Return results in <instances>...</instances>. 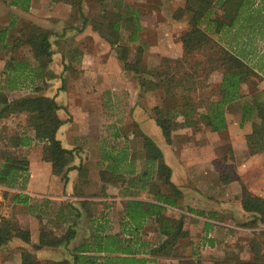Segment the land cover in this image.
I'll list each match as a JSON object with an SVG mask.
<instances>
[{"label":"trees","instance_id":"1","mask_svg":"<svg viewBox=\"0 0 264 264\" xmlns=\"http://www.w3.org/2000/svg\"><path fill=\"white\" fill-rule=\"evenodd\" d=\"M1 1L5 4L8 2L10 5L21 6L24 9H27L29 5V0ZM22 1L25 2L24 5L21 4ZM64 1L70 3L77 10L81 16L82 25L88 22V18L82 10L83 0ZM255 1L184 0V6L177 10L179 14L185 13L188 18L187 29L177 36L182 54L175 59L162 57L160 63L151 68L144 62L142 45L136 46L130 54L127 41L119 27L121 16L118 12H110L112 17L106 23L94 26L101 35L113 36L109 42L111 45H117L118 60L124 70L134 74L141 91L148 89L160 91L161 103L154 105L151 111L153 119L161 128L168 143L171 141V132L175 128L201 129V126L197 125L199 122L212 132L224 131L226 129L225 107L245 96L241 92V85L248 83L257 86L256 80L261 79L260 75L240 54L224 45L226 42L225 28L232 26L246 12L250 13V9L254 10L257 7H253ZM121 2L122 0L119 3ZM124 19L131 23L137 22L134 21L135 16L127 15ZM137 31L136 27L130 32L129 41L137 39ZM6 32L5 29L0 30V42L5 41ZM22 35L18 40L29 46L31 55L16 63L11 60L6 63L7 71H9L4 80L6 90L18 89L21 80L25 82L28 79V71L36 69L35 74H38L51 61L50 33L47 30L36 25L26 24L22 29ZM30 61H33L37 68L35 66L30 69L28 66ZM26 70L27 74H24L23 72ZM212 71H217L220 74V80L213 85L216 88L217 96L216 99L212 98L208 102H202L201 96L204 93L203 88L206 86L205 80ZM2 87H0V119L9 114H23L33 131V136L23 133L15 135L13 147L29 146L32 142L40 141L43 143V159L50 162L53 174L59 176L64 184L68 182V172L72 169H77L80 178L84 176L86 169L82 165H71L74 150L63 148L56 138L57 129L63 121L57 116L58 105L55 100L37 94L8 99V93ZM248 95L249 98L243 100L241 105V118L242 121L251 120V131L244 136V142L248 154L252 155L264 151V89L253 88ZM177 116L182 117L181 122L174 121ZM141 137L147 163L156 168V175L160 182L171 189V192H162L155 185L156 188L152 190L154 201L127 199L124 202L126 228L124 227L123 231L128 235L126 238L122 232H105L106 223L99 222L93 226L89 237L70 247L72 240L77 236V231L73 226L75 222L68 224L66 231L60 235L40 228L38 243L31 245V249L22 250L19 264H40L34 251L45 246L55 248L63 246L69 256V258L49 261L48 264H159L147 255L160 254L165 249L174 250L177 247L178 241L184 238L188 232L184 229L183 219L176 220L167 216L165 211L168 205H175L177 199L181 197V192L170 180L171 169L164 163L159 147L150 137L143 134ZM28 165V159L15 151L5 156L0 162V185L17 189L16 191H3V199L12 204L29 205L30 197L22 192L29 177ZM113 167L100 170L103 183L115 184L118 182V178L120 179ZM145 175L148 176V179H152L149 172L142 173L139 181L143 182L144 188L145 181L142 178H145ZM154 183L157 184L155 181ZM239 203L250 216L246 226L251 227L255 223L264 225L263 197L242 191ZM66 205L72 208L71 204ZM190 211H195L197 215L207 218L213 216V213L200 210L190 209ZM59 213L65 216L64 211L59 210ZM147 217L153 218L157 224V230L162 236L161 241L152 247L149 243L140 240L137 234ZM203 225L206 232L213 226L207 221H204ZM30 235V231L23 229L14 217H5L0 214V248L7 245L13 238H19L24 243H29ZM208 241L213 243L211 238H208ZM254 249L253 247L250 250L251 257L238 258L233 264H264V256Z\"/></svg>","mask_w":264,"mask_h":264},{"label":"rangeland","instance_id":"2","mask_svg":"<svg viewBox=\"0 0 264 264\" xmlns=\"http://www.w3.org/2000/svg\"><path fill=\"white\" fill-rule=\"evenodd\" d=\"M120 1L121 0H83L82 10L86 14L88 22L82 25V19L77 10L64 0H29L31 4L30 9L28 6L26 11L21 10V6L5 5L0 0V30L5 29L7 31L4 35L5 41L0 42V87L3 86L2 88L6 90V82L4 80L9 73V71H7L6 63L9 60L16 63L18 60H24L25 57L28 58L30 57L29 55H31L29 46L22 44L18 40L23 36L22 29H24L26 24L36 25L43 30H47L50 33V39L54 38L59 42L58 44L56 43L55 48L60 49L63 47L64 49L66 44L64 41L66 39L69 40V45H78L80 41L86 39V34L90 32V27L100 23H106L108 19L112 17L110 12L113 11L118 12L121 16L120 29L124 34V39L127 41L128 46L134 44V42L129 41V34L136 27L138 28L137 36L139 35L140 38L146 40L147 43L152 42V44H156L155 46H157V48L150 47L152 51L151 49H149V51H144L143 58L149 68L158 65L162 58L159 54L162 51L161 45L165 41L168 42L169 46H173V44L175 45V41L172 40L173 33L183 30L185 25V20H171V17L164 13V11L168 9L171 12L174 11L176 7L182 4L183 0H122V2L119 3ZM123 1L128 2L133 6L138 11V16L141 15V19L139 16V19L137 18L138 21L135 23L126 21L124 17L132 13L133 9H130L131 12H129L127 9L129 5H126L125 7L122 6V4H124ZM24 3L25 2L23 1L21 2L22 5H24ZM260 8L261 6H257L254 10L253 8L250 9L251 15L259 13ZM103 16H106V18H103ZM80 26H82V29L87 26L82 33L77 32V29H80ZM103 28L105 27L103 26ZM65 29L66 31H64ZM62 32L65 36L62 35ZM92 34L97 36L96 32H92ZM105 37L110 40L113 39L112 35ZM4 45L5 47H3ZM86 47H88V45H86ZM129 49L131 52L130 54H132L133 48L129 47ZM172 53H174L173 49ZM177 53L178 51L176 54ZM49 64L45 67L47 70V77H49L51 72L57 73L59 68H61L58 57H56V60L52 59V62ZM28 66L30 69H33L36 64L33 61H30ZM35 70L30 72L29 75L31 76H29L25 82L20 79L21 84L18 85V89L6 90L8 93V99L37 94L35 87L38 85L40 79L35 77ZM127 76H131L130 78L135 81V77L134 75L132 76L131 73ZM47 77L45 78V81L43 80L44 82L40 80V92H44L47 86H51V84L53 85L52 87L55 92L57 80H55L53 84L54 79L49 80ZM260 78L259 81L256 80L258 82L257 86L243 83L241 85V92L245 96L238 101H233L232 103L234 105L228 108V105L225 107V117L230 123V132L236 131L242 133L246 128L250 127L251 120L243 122L242 124L237 123V121L241 115L242 102L249 98L248 94L251 93V90L253 88L264 89L263 78L261 76ZM219 80L220 74L217 71H212L209 77L205 80L206 86L203 88L204 93L201 96L202 102H208L212 98L216 99L217 92L213 85L217 84ZM69 81V85H71L75 80L70 79ZM92 86L97 89V82L92 83ZM139 92L141 93L138 96V100L143 102L148 109H151L154 104H157L159 90L154 89V92H151L150 89L141 91L138 85V93ZM110 97L111 100L112 97H114L115 100L120 98V96L118 97V95L114 93H111ZM59 98L60 96L57 97V99ZM95 98V96L91 95H82L78 99V102H82L83 106H86L85 110L87 111L92 110V108L97 110L99 102ZM121 99L125 98L121 95ZM158 102L161 103V101ZM25 117L26 116L23 114H9L0 119L1 162L5 156L15 150L13 148L15 142L14 136L17 135L18 132L27 135L33 133L30 125L27 124ZM92 125L95 127V123ZM225 130L222 132H215L211 136L207 133V130H205L202 134H199L202 135V139L200 138L198 141L193 137L192 140H188L181 144L174 141L175 146L180 147L178 150L180 156H184L187 160L184 164L185 170L189 167V172L191 173V167V170L195 173L199 172L203 175V172H205L203 175L204 177L192 174L189 175V179L193 181L190 182V184L194 182L197 184L206 182L204 185H209L210 188H214L215 184L226 185V190H224V192L227 193L226 197L229 201L234 200L239 202L242 191H246L253 195L260 193L263 196L264 151L256 153L259 154L257 156H253L255 154L249 155L246 145L243 144L242 146L235 142L234 138L237 136H231L228 133H225ZM125 136L126 137L123 138L119 137L118 140L110 139L106 144L105 141L97 142L94 138H91L85 128L73 138L71 143H61L62 146L66 148L75 146L77 147V150L82 149V152L78 151L80 154L78 158L81 157L82 160L87 159L90 154L97 152L99 147L110 153L116 152L115 154H118L119 150L122 148L128 149V153H130L131 147H133L134 149H132V151L136 152L134 153L136 154L135 157L138 156L135 160L136 168L139 174L142 175V172L147 165L143 164L144 151L141 147V139L138 137L137 140L131 141L130 136ZM203 137L205 139H203ZM19 150H22V152L20 151V154H24L25 156L31 153L28 162L29 164L30 161L33 163V169L37 167V164H41V161L39 160H41L40 154L42 153V146H40L39 143L37 144L36 141L32 142V144L26 148ZM100 152L103 153L102 151ZM209 158H212L214 161L218 172H215V170H209V167H212L213 164L208 160ZM114 159H116V157H114ZM166 160L173 167L169 159L167 158ZM80 161H77V163ZM190 162H194L193 165H190ZM103 163L104 160L102 159L97 158L92 160V163L89 166L88 171L86 170L84 176L80 178L78 175L75 176V171L71 172L70 177H68V183L65 184L63 180L57 176V184H50L47 186L46 189H49L47 192L38 195L32 193L28 206H11L10 203L5 200V202H1L0 212L1 214L14 217L23 229L25 228L29 231L34 230L38 232L40 228H45L47 231H51L55 235H60L66 231L68 224H73L71 222H75L73 224L74 228L77 230L78 226H82V229L79 230L84 232L85 235L87 234L85 237L87 238L93 230V226L101 222L102 224L106 223L107 227L105 228V232H122L123 236L126 238L128 235L123 231L126 222L124 213V202L126 201L125 196L133 195L144 201H150L151 197L148 194L147 189L141 190L142 192L137 190V187L140 185L135 182L136 176L128 174V171L126 170L128 167L123 165V173L121 175L117 173L118 176H120V179L118 178V182L115 183L116 187H114L113 183H103L100 177V170L102 169ZM106 168L107 167L105 166V169ZM179 178L186 180V177L183 175H179ZM172 179L176 182L175 174H173ZM73 180V193L77 196H83L84 199H80L82 201L72 200V198L67 195V190L65 191L64 189L65 186L69 187L73 183ZM153 180L157 182V184L154 183L153 185H150V189L154 190L156 185L162 192H171V189L160 182L157 175H154ZM130 181H132V183L135 182V184L131 185L132 183H130ZM120 186V192L122 191V193H119L117 190V187ZM12 190L13 189L10 188L7 191ZM14 190L16 191L17 189ZM3 191V187L0 186V197H2ZM117 195H121V200L115 198ZM221 197L224 199L226 198L224 195ZM226 201L227 200H225V202ZM66 204H71L72 208H69ZM59 210L64 211L65 216L61 215ZM181 210L185 213L181 212ZM187 210L188 209H185L184 207L182 209L173 208V206L166 207L165 212L167 216L173 217L176 220L184 219V229L188 233L184 238L178 241L177 247L174 250L165 249L163 253L156 255H147L146 253L149 258H153L159 264H215L216 262H218V264H233L238 258L246 259L251 257L250 250L253 247L255 248L254 250L260 252L261 256H264V225L255 223L251 225V227L246 226L245 224L250 218L249 215H247L246 218L240 219H235L233 216L228 218L220 217V223L214 224V227L205 232L202 222L203 220H201L204 218L201 217V219H197L200 218L197 217L196 219L198 221L192 222V220H190L191 217L187 214L189 213ZM185 214L187 216H185ZM137 234L140 240L149 243L150 247L157 245L162 239V236L157 230V224L153 218L149 217L144 220L142 227ZM208 238L213 239L212 244L208 241ZM24 249L31 248L25 247L23 241L19 238H13L7 245L0 248V264L17 263L20 261V253ZM41 256V260L44 262V260L48 259V256L50 255L43 254ZM63 257L64 254L62 253L51 254V258L57 260L62 259ZM48 262L49 261H46L43 264H48Z\"/></svg>","mask_w":264,"mask_h":264},{"label":"crops","instance_id":"3","mask_svg":"<svg viewBox=\"0 0 264 264\" xmlns=\"http://www.w3.org/2000/svg\"><path fill=\"white\" fill-rule=\"evenodd\" d=\"M28 4L30 9V5H31L30 2ZM8 5L12 6L10 4ZM126 5H129V7H127L129 12H131L130 9H133L132 13H130L128 16L134 15L135 16L134 21L135 20L138 21L137 18L139 16H140L139 18L141 19V15L138 16V11L133 6H131L128 2H124V6ZM183 6H184V0L182 1L181 5L175 8L174 11L171 12L169 9L164 11V13H166L168 16L171 17V20H185V25L183 30H179L178 32L173 33L172 40L175 41L176 43L175 45L173 44V46H169L168 42L166 41L161 45L162 51L160 49L161 52L159 53L161 57L175 59L180 57L182 54L181 44L177 36L182 31L187 29L188 18L185 13L179 14L177 10L179 8H182ZM255 6H261L259 12L260 14L256 13L255 15H250L249 12H246L245 14H243V17L241 19H237L232 26L225 28L226 42H224V45L230 48L231 50H233L234 52L240 54L241 57L250 66L254 68V70L263 78L264 81V0L255 1L253 7ZM21 8H22L21 10L23 11L27 10L24 9L23 7ZM119 25L121 26V22L119 23ZM86 27L87 26H85L82 29V26H80V29H77V32L82 33L86 29ZM66 29L64 31H66ZM63 32L62 35L65 36ZM92 32H96L97 36H95V34H92ZM49 40L51 43L50 49L52 51L50 63L52 62V59L56 60V57H58L61 68H59L57 73L51 72L49 74V77H47L48 76L47 70L45 68L42 71L40 70L38 74H35V77L38 76V78L41 81L43 80L45 81L46 77L49 78V80L54 79L53 84L55 80H57L56 89L54 92V89L52 87L53 85L51 84V86H47L44 92H40L41 85L39 80V83L36 86L37 88L35 87V91L37 95H45L53 98L58 105V109L56 110V113L57 116L63 121L56 132V138L60 141V143L61 142L71 143L73 141V138L77 136L81 132V130L86 128V130L88 131V135H90L91 138H94L97 142L105 141L107 144L110 139L118 140L119 137L123 138L126 137L125 135H127L131 137V141L137 140L138 137H140L141 147H142L141 136L143 134L145 136L150 137L161 150L162 159L164 163L167 166H169L171 169L170 180L181 192V197L177 199L173 208H180V209H182L183 207L185 209L187 208L188 209L187 211L189 212L187 214L191 217L190 220H192V222L198 221L197 219H201L202 217L204 218L201 219L203 220L202 222L204 221L210 222L213 224L212 227H214V224L220 223L219 221L220 217L228 218L233 216L235 219H240V218H246V216L249 215V213L245 212L242 209L239 202H236L234 200L229 201V199H227L226 197L227 193L224 192V190H226L225 188L226 185H216L214 183L215 184L214 188H210L209 185H204L206 182H201L199 184L194 182L190 184V182L193 181L189 179V175L192 174V175L204 177L203 175L205 174V172H203V175H201L199 172L195 173L194 171L191 170V167H190L191 173L189 172V167L185 170L184 164L185 162H187V160L185 159L184 156L183 157L180 156V154L178 153L180 147L175 146L174 141L181 144L188 140H192V137L198 141L202 137V135L199 134H202L203 131L207 130V133L210 136L215 132L206 129L201 122L197 123V125L201 126V129H195L193 127H177L171 132V141L168 143L162 134L161 128L156 124L155 120L153 119V115L151 111L152 108L148 109L143 102H140L138 100V96H139L138 84L135 78H134L135 81H133L130 78L131 76H127L129 73H131L132 76L134 74L131 71L124 70L121 65V62L118 60L116 44L111 45L109 39L101 35V33L97 29H95L94 26L90 27V32L86 34V39L80 41L78 45L75 46L69 45L68 44L69 40L66 39L64 41L66 43L65 48L63 49L62 47L59 49V48H55L56 43L57 44L59 43L58 40L54 38ZM131 42H134V44L129 45V47L133 49L138 45H142L144 51H149V49H151L150 47L157 48V46H155L156 44H152V42L147 43L146 40L144 39L142 40L139 35L137 36V39L135 41H131ZM86 45H88V47H86ZM172 49L174 50V53H172ZM177 51L178 53L176 54ZM23 73L27 74V70L24 71ZM28 74H30V71H28ZM70 79L75 80L71 85H69ZM95 82H97L98 84L97 89L96 87L92 86V83ZM151 92H154V90H151ZM111 93L118 95V97L120 96L119 98L120 100L119 99L115 100L114 97H112L111 100L110 97ZM82 95L95 96L96 97L95 99L99 102V107L97 108V110H95V108L92 107H91L92 110L89 111L85 110L86 106H83L82 102L81 103L78 102V99ZM121 95L125 99H121ZM58 96H60L59 99H57ZM160 96L161 93L159 91L157 96L158 101H161ZM158 101L156 103L160 105ZM232 105L234 104L233 103L229 104L227 108ZM225 115H226V111H225ZM193 120H195V118H193ZM174 121L181 122L182 117L177 116L175 117ZM246 121L248 120L242 121L240 115V118L238 119L237 123L242 124L243 122ZM93 123H95V127H93L92 125ZM229 128H230V123L226 118L225 133H228L231 136L236 135L237 137L234 138L235 142L243 146V144H245L244 136L251 131V122H250V127L246 128L245 131L242 133L236 131L230 132ZM17 134L21 135L22 133L18 132ZM29 135L33 136V133ZM203 139L205 138L203 137ZM38 143L40 146L43 145V143L40 141L37 142V144ZM26 147L27 146L24 147L18 146L13 148L15 149L14 151L16 153H20V151L22 152V150L19 149ZM62 147L66 148L64 146ZM66 149L74 150L73 151L74 156L71 165H75V166L82 165V167L87 171L92 163V160L97 158L104 160L102 169H105V166L107 168L114 166L115 168L114 167L113 168L116 170V173H118L119 175L123 173L122 165L128 167L126 168L128 174H132V176L133 175L136 176L135 182L139 183L140 185L139 187H137V190L139 192H142L141 190H143L142 188H144L142 184L143 182L139 181V177L141 176V174H139V172L137 171L136 163H135V160L138 158V156L135 157L136 154L134 153L136 152L132 151V149H134L133 147H131L130 153H128V149L122 148L119 150L118 154H115L116 152L110 153L104 151L103 148L99 147L97 152L90 154V156L87 157V159L85 160L84 159L82 160L81 157L78 158V156L80 155L78 151L82 152V149L77 150V147L75 146L68 147ZM100 151H102L103 153H101ZM257 155L259 154H255L253 156H257ZM23 156L25 155L23 154ZM30 156L31 153H29L25 157L28 160H30ZM40 156H41L40 158L41 160L39 161H41L40 162L41 164H37V167H35L34 169L32 166L33 163L31 161L30 164L28 165L29 177L25 184V189L22 192L27 194L29 197H31L32 193H34L35 195L45 193L47 192V190H49L46 189L47 186H49L50 184L51 185L57 184L58 178L57 175L53 174L50 162L42 158L43 156L42 153L40 154ZM114 157H116V159H114ZM167 158L172 163L173 167L171 166V164L167 162L166 160ZM143 159H144L143 164L147 165L145 166L144 171L149 172V175L152 176V179H148L147 175H145V178H142L145 181L144 190L147 189V192L151 197L150 199L151 202L154 201L153 193H152L153 189H150L149 186L154 184L153 178L154 175L156 176V168L150 166V164L147 163L145 157H143ZM115 160L117 162H114ZM208 160H210L211 164L213 163L212 167H209L210 169L209 168L208 169L210 171L215 170V172H218L212 158H209ZM77 161L80 162L77 163ZM125 161H126V165H125ZM193 163L194 162H190V165H193ZM173 168L175 169V171ZM74 171L76 172L75 176H77L78 175L77 169H72L68 172V177H70L71 172ZM173 174H175L176 182H174L172 179ZM179 175H183L184 177H186V180L180 179ZM135 182L132 183V181H130V183H132L131 185H134ZM0 186L3 187L4 191L10 189L3 185ZM114 187H116V184H114ZM73 188H74V180L69 187L65 186L64 189L65 191L67 190V195L71 197L72 200L79 201L81 198H83V196L75 195L73 193L74 190ZM120 189L121 186L117 187L119 193H122V191L120 192ZM12 191H14V189ZM223 195L224 197H226L225 199L221 197ZM257 195L264 197V194L263 196L260 193H258ZM115 198L121 200L122 197L121 195H117ZM125 198L126 200L127 199L140 200V198L133 195L125 196ZM225 200L227 201L225 202ZM0 201L5 202V199L0 197ZM10 205L23 206L21 204H12V203H10ZM190 209L200 210L206 213H213V216L211 218H207L206 216H200L197 215L195 211H190ZM181 212L185 213L182 210ZM1 215L5 217H10L5 214H1ZM185 216L187 215L185 214ZM79 229H82V226L77 227L76 230L77 236L74 240H72L71 244L69 245L70 247L76 245L78 242L85 239L87 234L85 235V233L81 232V230ZM30 234H31L30 242L29 243L23 242V243L25 247L31 248V245L38 243L39 230L38 232L31 230ZM55 253L64 254V257L62 259L69 258L68 251L63 246H59L57 248L45 246L39 250L34 251V254L37 260L40 262V264H43L46 261H57V259L51 258V254H55ZM43 254L50 255L48 256V259L44 260V262L41 260L42 258L41 255ZM19 263L20 261H18L15 264H19Z\"/></svg>","mask_w":264,"mask_h":264}]
</instances>
